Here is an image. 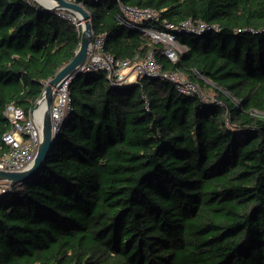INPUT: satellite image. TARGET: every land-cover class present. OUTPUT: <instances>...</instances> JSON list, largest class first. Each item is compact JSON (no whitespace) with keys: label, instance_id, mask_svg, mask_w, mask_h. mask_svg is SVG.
<instances>
[{"label":"trees","instance_id":"trees-1","mask_svg":"<svg viewBox=\"0 0 264 264\" xmlns=\"http://www.w3.org/2000/svg\"><path fill=\"white\" fill-rule=\"evenodd\" d=\"M76 1L102 52L151 51L205 97L162 78L73 76L47 158L0 195V264H264V0ZM119 3L156 9L155 27L190 18L217 29L176 33L185 49L172 61L119 22ZM80 33L32 0H0V157L6 108L28 120Z\"/></svg>","mask_w":264,"mask_h":264},{"label":"built area","instance_id":"built-area-1","mask_svg":"<svg viewBox=\"0 0 264 264\" xmlns=\"http://www.w3.org/2000/svg\"><path fill=\"white\" fill-rule=\"evenodd\" d=\"M119 22L129 26L144 35L153 42L162 45L163 53L172 61L178 59L179 54L185 49L175 37L176 33L201 34L211 29H217L215 25L206 22H195L188 18L177 23L162 20L160 25H151L152 21L159 19V12L151 7L124 5L119 3ZM67 16L66 11H56ZM103 36H94L91 50L84 63L79 67L81 72L105 70L107 78L113 85H126L137 82L139 77L162 78L172 83L175 89L187 96L205 97L198 84L189 79L178 70H163L150 51L147 55L136 61L119 59L112 54L102 52ZM66 79V78H65ZM63 79V80H65ZM60 81L56 86L50 104V118L52 133H56L60 124L70 110L69 80ZM148 102H146V107ZM5 116L11 123V128L2 135V140L9 149L0 157V170L19 171L27 168V162L31 163L40 143V126L29 113L28 120L24 121L23 111L13 105L5 110ZM30 163V164H31ZM27 166V167H26ZM11 182L0 180V195L10 189Z\"/></svg>","mask_w":264,"mask_h":264},{"label":"water","instance_id":"water-1","mask_svg":"<svg viewBox=\"0 0 264 264\" xmlns=\"http://www.w3.org/2000/svg\"><path fill=\"white\" fill-rule=\"evenodd\" d=\"M32 2L39 8L45 10L76 12L79 15V21L82 24V32L80 33L78 47L72 58L45 82L41 95L34 105L35 107L38 102L43 104L44 126L42 138L37 147L32 163L27 168L19 171L0 170V180L9 181L11 183L29 180L34 174H36L47 158L56 136V133H52L50 118V104L53 92L60 81L69 76L72 78L80 72L78 69L88 57L94 37L90 13L82 2H77L76 0H32ZM72 21L76 25L75 21Z\"/></svg>","mask_w":264,"mask_h":264},{"label":"bare ground","instance_id":"bare-ground-1","mask_svg":"<svg viewBox=\"0 0 264 264\" xmlns=\"http://www.w3.org/2000/svg\"><path fill=\"white\" fill-rule=\"evenodd\" d=\"M67 16L74 20L77 27L81 28V32H82V24L79 21V15L76 12H71V11H67L66 12ZM79 70V69H78ZM71 76L67 77L65 80H69ZM63 80V82L65 81ZM43 104L38 102V104L31 110V117L34 118V120L39 124L40 126V138H42V133H43V126H44V120H43ZM31 163V158L28 160L27 162V166H30ZM26 166V167H27Z\"/></svg>","mask_w":264,"mask_h":264},{"label":"rangeland","instance_id":"rangeland-1","mask_svg":"<svg viewBox=\"0 0 264 264\" xmlns=\"http://www.w3.org/2000/svg\"><path fill=\"white\" fill-rule=\"evenodd\" d=\"M209 94H211V93H209Z\"/></svg>","mask_w":264,"mask_h":264}]
</instances>
